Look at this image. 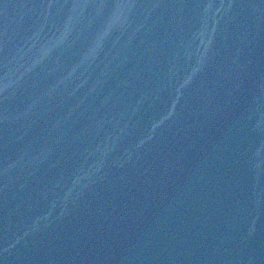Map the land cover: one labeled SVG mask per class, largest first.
<instances>
[{"label":"water","instance_id":"1","mask_svg":"<svg viewBox=\"0 0 264 264\" xmlns=\"http://www.w3.org/2000/svg\"><path fill=\"white\" fill-rule=\"evenodd\" d=\"M0 264H264V0H0Z\"/></svg>","mask_w":264,"mask_h":264}]
</instances>
